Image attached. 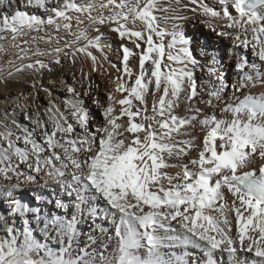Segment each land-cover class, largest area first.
<instances>
[{"label": "snow or ice", "instance_id": "obj_1", "mask_svg": "<svg viewBox=\"0 0 264 264\" xmlns=\"http://www.w3.org/2000/svg\"><path fill=\"white\" fill-rule=\"evenodd\" d=\"M25 2L41 14L17 8L0 16V54L15 50L14 58L0 64V83L24 72L42 78L63 59L74 63L83 54L91 70L108 74L114 86L103 102L93 101L101 110L97 124L81 93L67 84L63 110L50 100L43 113L38 105L25 112L28 125L14 116L12 126L0 121V195L8 205L0 213V264H190L189 247L204 253V264H216L217 251L227 252L233 264H241V251L252 254L251 264H264V93L244 94L264 87V0H167V6L165 0ZM185 11L207 17L204 23L217 37L230 38L235 82L229 84L216 55L203 65L196 58L183 26ZM103 26L121 41L119 65L108 61L111 44ZM38 42L50 47L41 49ZM102 61L115 69L114 77ZM198 68L207 81L197 77ZM85 80L81 70V87ZM31 87L37 94L49 91L36 81ZM228 89L234 98L243 94L223 109L233 119H201L195 104L212 107ZM205 91L207 99H201ZM181 105L188 115L178 114ZM197 124L202 137L195 134ZM41 178L70 198L55 200L57 209L72 210L70 218L67 211L42 213L15 198L14 191ZM16 217H24L22 227ZM33 220L58 248L34 236ZM88 220L106 236L102 247L115 241L112 253L81 246L78 226ZM98 220H110L113 234ZM99 239L88 236L93 244Z\"/></svg>", "mask_w": 264, "mask_h": 264}, {"label": "bare ground", "instance_id": "obj_2", "mask_svg": "<svg viewBox=\"0 0 264 264\" xmlns=\"http://www.w3.org/2000/svg\"><path fill=\"white\" fill-rule=\"evenodd\" d=\"M8 2V0H5ZM214 1V0H213ZM184 3H187V0H184ZM209 4H213L214 2H208ZM165 6H167V0H165ZM19 8L20 10L29 12L32 15H38L41 14L42 10L36 8L35 6H29L26 4L25 0H11V6L8 4L6 5V8L4 9L2 5H0V16L12 13L15 9ZM183 15H186L188 17V20L184 23V29L185 27H189L190 29L196 30L197 34L196 36L199 37H208L209 32H212L204 23L205 20H207V17H203L199 15L198 13H193L190 11H185L182 12ZM216 23H221L219 21H215ZM101 31L104 33L106 37L107 43L111 44V50H106L107 55H108V61H111V63L119 65V59H118V52L117 49H119L121 41L117 38L115 33H112L109 31L107 26H103L101 28ZM213 33V32H212ZM215 35V33H213ZM63 35V34H62ZM89 35H96V33L92 30L89 29ZM216 36V35H215ZM214 36V37H215ZM27 38V37H26ZM70 37H67L65 35V39H68ZM218 39H220L218 37ZM223 40H229L231 42L230 38H222ZM217 39H215L216 41ZM219 41V40H218ZM216 41V42H218ZM200 42V41H199ZM81 44L84 42L81 41ZM61 44H63V40H61ZM7 46V44H5ZM209 45V44H208ZM222 45V44H221ZM38 46L41 49H48L50 45H47L43 42H38ZM131 47V45H128ZM207 46V45H206ZM231 46V45H230ZM14 49H9L7 54H0V64H5L8 59L14 58ZM93 53L97 55L98 58H100V53L96 52L93 50ZM207 53V52H206ZM230 50H229V55H230ZM225 55V54H224ZM228 55V58H229ZM41 59H48L47 57H41ZM254 57L250 53V58L249 61L253 60ZM108 61H102L104 64V67L107 69V73L111 74L112 77L116 75L115 69L111 68ZM131 63L135 65L137 63V60L133 59L131 60ZM205 63V61H203ZM231 66V65H230ZM55 71L52 73H47L45 72L43 77L41 78L38 74L33 75L30 72H24L17 74L16 77H14L12 80H9L6 84L5 83H0V94L4 95L7 92H13L9 97V102L15 101L17 103V106H8L9 108L6 107L5 101H0V119L3 118L4 123L11 125V117L14 116L15 119L18 121V117H21V113L25 114L27 112L28 107L30 108V92L29 90L32 89L31 85L34 81L38 83V85L41 83L42 79L44 77H47L49 79L55 78L57 75L61 78L67 79V74H68V85H73L77 92L81 93L82 90L85 92H88V95L81 96L80 98L83 100L85 106L89 109L92 110V105L94 104L93 101L96 99H100V96H98V92H102L106 95V92L109 91L114 85L111 83L110 77L108 74H102L100 71L93 72L91 70L92 65H91V60L84 56L83 54H80L77 56L75 62L73 63L72 59H63L61 65H53ZM81 70H83L84 73L88 74L89 80L84 81V87H81L79 81L81 79ZM4 75H7V72L5 71ZM227 75V74H226ZM75 77V79H74ZM227 77V76H226ZM237 79L236 72L234 70V67L231 68L230 74H229V83L235 82ZM61 80V79H60ZM89 81L91 82L92 88H88V83ZM98 86V87H97ZM49 90L48 87H45ZM89 90L92 94L89 95ZM16 91V92H14ZM32 91V90H31ZM29 92V93H28ZM84 92V93H85ZM264 93V87L257 85L256 87L250 88V89H245L244 94H252V95H260ZM65 95L67 92L64 93ZM7 96V95H6ZM19 99L17 100V98ZM24 97H27V99H24ZM69 97V94H68ZM67 97V98H68ZM236 97L234 98L232 95L231 89H228L226 94L223 95V99L221 102L215 104L212 107H209L206 104L199 103L197 102L195 104V107H198L201 109L200 112V118L203 119L204 117H215L218 120H223L226 122H230L233 119L232 113H226L223 109L226 104H236L239 103L240 99H243V94L237 93ZM66 99V98H65ZM201 99H207V94H204ZM7 101V100H6ZM102 102L104 100H101ZM149 103H151V98L149 97ZM219 104V105H218ZM9 105V104H8ZM19 105V106H18ZM27 106V107H25ZM61 109L63 110V106H61ZM5 112L10 114V119L5 120ZM177 112L179 115L184 116L188 115L189 113L186 110V105H181L179 109H177ZM31 113V111H30ZM43 113V111L41 112ZM242 119H246V116L242 115ZM28 120L25 119L24 116V122L22 119V123L24 125H27L25 122ZM99 122L93 121V124H97ZM195 134L202 137L204 133L200 130V126L197 124V127L195 128ZM183 139H187L188 137H181ZM192 156H196V152L192 153ZM259 166V161L257 160L256 164L254 167ZM170 171L175 172L177 169H170ZM4 183L7 185L8 182L4 181ZM11 183H15L13 180ZM28 192H30L31 195H35V198L40 200L33 202V199L29 198ZM42 194V196L40 195ZM46 194L48 196H46ZM14 196L16 199L21 200L24 203L30 204L32 207H40L43 212H56L57 214H64L65 211H67V215L70 218L71 217V209L64 210V209H57L55 207V200L56 199H62L65 203H68L70 198L67 197V195L63 192L62 189L56 187L54 184L51 182H46L41 178L38 183H33V184H25L22 185L20 189L14 191ZM5 197L3 195H0V213H7L8 212V205L5 203ZM54 201V207L50 205V200ZM50 205V206H49ZM20 217H16L17 225L22 226L23 219L24 217H21L22 220H19ZM11 219H9V223H11ZM97 223L103 227L108 235H112L114 232V226L111 223L110 220H98ZM177 233L181 232L180 226L176 223L173 222L172 225ZM31 227L34 230V236L40 240L41 242H45L46 240L50 243V246L52 247H59L58 244H56L54 241L48 240L39 230L37 227L35 221L33 220L31 223ZM81 235L79 237V241L81 246L83 247L85 244L89 245L88 250L92 251L93 249H99L100 251H103L105 255H108L109 253H112L115 247V241L108 242L107 247L104 248L102 245L106 241V236H102L100 233V230L95 227L94 224H92L91 220H88L87 223H81L79 226ZM95 235L99 236L100 239L96 243H91L88 240L89 235ZM0 235H3V232H0ZM232 235L235 236V227L233 226V231ZM167 251V250H166ZM177 253H181L184 251L182 248H177L174 249ZM187 251L190 253L188 260L191 264L193 260H200L201 264H204L206 257L204 256V253L198 249L189 247ZM42 255V253L40 254ZM214 259L216 261V264H233L231 258L229 257L227 252H222V251H217L214 254ZM238 259L241 262V264H251L252 260V254L241 251L238 253Z\"/></svg>", "mask_w": 264, "mask_h": 264}, {"label": "rangeland", "instance_id": "obj_3", "mask_svg": "<svg viewBox=\"0 0 264 264\" xmlns=\"http://www.w3.org/2000/svg\"><path fill=\"white\" fill-rule=\"evenodd\" d=\"M206 2H214V1L213 0H206ZM7 4H8V2L5 1V3L2 5L4 9L6 8ZM185 31L192 38V41H193L192 48L194 50V54H195L196 58L200 61V63L203 65L204 64L203 61L206 62L207 57H209L211 55H216L217 58L219 60H221V62H222L220 65V71L225 75V77L227 76L226 78L229 82L230 81L229 80L230 70L232 67H234V63H235V58L231 54L229 55V50L231 49V46H230L231 42H229V40H223L222 38L218 39V37L215 36L212 32H209L208 37H205V39H204V37L198 38L196 36V34H197L196 30L194 32V30L190 29L189 27H185ZM215 39H217L216 41H218V40L219 41L216 42ZM3 43L7 44V41H5ZM228 55H229V58H228ZM249 58H250V53L248 54V59ZM196 74L200 80H204V81L208 80V77L205 74V71L201 70L200 68H198L196 70ZM40 84H42L44 88L48 87L49 91L46 92V91L40 90L37 94L33 88L31 89L32 91L29 90V92H30L29 99L31 98L30 99V102H31L30 108L28 107V109H27V112L29 114H30V111L33 112L36 110L37 105L39 106V111L44 112L45 108L48 107L50 100H54V101H56V103L60 104V106H63V100L68 97L69 93L66 91V88H65V84L68 85V74H67V79H66V77L61 78L58 75L55 78H51V79L44 77ZM14 92H16V91H14ZM65 92H67L66 95L64 94ZM84 92H85L84 90L81 91V96H84L83 95ZM12 93L13 92L9 91L5 95H4V93L0 94V101H5V105L7 108H9L8 106H15V107L17 106V103L15 101L9 102L10 95L15 94V93L14 94H12ZM49 93H51V95H49ZM90 94H92V96H94V94L91 93L89 90V95ZM205 94H206V91H205ZM97 95L100 96L101 100H105V98H106V95L100 91L98 92ZM100 111L101 110L99 108H97L95 104L92 105V110H90V112H91L92 116L94 117L93 121H96V122L101 121ZM22 119L24 122V114L23 113H21V117H18V122L22 123ZM0 120H3V118H1ZM25 122L27 123V125L29 124L27 121H25ZM40 195L42 196V194H40ZM28 196H29V198L33 199V202L40 200V198L39 199L35 198V195H31L30 192H28ZM46 196H48V195L46 194ZM50 205L54 207L53 199H52V201L50 200ZM19 220H22V218L20 217ZM22 225H23V223H22ZM55 248H58V247H55Z\"/></svg>", "mask_w": 264, "mask_h": 264}]
</instances>
